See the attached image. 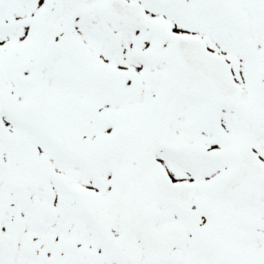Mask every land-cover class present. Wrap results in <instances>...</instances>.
<instances>
[{"label": "snow or ice", "instance_id": "1", "mask_svg": "<svg viewBox=\"0 0 264 264\" xmlns=\"http://www.w3.org/2000/svg\"><path fill=\"white\" fill-rule=\"evenodd\" d=\"M0 264H264V0H0Z\"/></svg>", "mask_w": 264, "mask_h": 264}]
</instances>
